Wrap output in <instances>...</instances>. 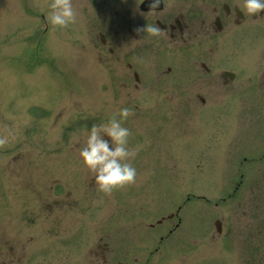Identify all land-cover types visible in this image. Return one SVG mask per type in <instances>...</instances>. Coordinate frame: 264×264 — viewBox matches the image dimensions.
Here are the masks:
<instances>
[{
    "label": "rangeland",
    "instance_id": "374dc122",
    "mask_svg": "<svg viewBox=\"0 0 264 264\" xmlns=\"http://www.w3.org/2000/svg\"><path fill=\"white\" fill-rule=\"evenodd\" d=\"M138 1L72 0L77 18L61 28L53 27L45 19L49 0H0V136H9L5 147L16 142L13 152L0 154V166L12 159L14 167L25 165L29 171V167L57 163L61 167L54 178L65 181L69 177L66 168H73L70 169L74 176L70 196L76 198V203L71 212L64 214L69 217H63L60 225L72 232L86 215L82 234L73 233L64 244L53 242L51 257L35 250L37 243H28L26 246L31 251L28 258L34 261L41 257L49 259L45 264H102L88 250L94 248L93 243L102 236L100 241H108L112 247L104 253L107 264H264V75L260 78L257 95L252 85L247 94L237 92L231 98L225 94L226 87L220 85L219 105L216 110L208 107L200 126L191 124L190 116L185 125L186 114L181 112L179 119L172 104L169 110L174 123L168 126L163 117L161 124L156 126L155 114L168 113V106L165 111L159 97L166 96L169 91L175 94V90L159 88L154 93L135 90L132 79L126 77L123 59H117V54L101 53L103 58L98 60L94 54L97 50L93 47L94 36L96 38L97 30L103 27L106 16L113 22L112 28L116 27L115 4L122 2L124 8L137 13L140 12ZM105 3L111 4L109 9H105ZM147 17L146 13H137L133 21L139 19L143 28ZM8 33H11V42L2 49ZM109 33L112 32L109 31L108 36ZM227 44L225 39V48ZM50 45L47 58L38 60L35 51L46 56L45 47ZM155 45V53L161 47L165 53L175 48V44L169 45L162 38H157ZM125 57L131 59V53ZM261 61L262 55L258 54L252 61L251 71L260 67ZM54 64L60 68L56 79ZM68 72L76 75L71 77L75 79L74 90L64 85L61 90L59 87L67 80ZM247 73L240 72L232 84L235 86ZM56 91L58 95L65 93L64 97L89 99L90 105L59 108L62 116L58 119L52 109ZM14 99L18 101L12 103L10 120L6 112ZM43 99L47 101L43 103ZM41 104L48 106L40 110L43 117L33 118L28 114L26 108ZM121 107L130 109L123 121L130 130L127 146L140 148L138 175L136 173L133 183L104 193L96 186H86L90 171L81 163L78 148L92 124L106 122L113 114L118 116ZM101 114H104L102 119L99 118ZM9 121L10 129L7 130ZM32 125L39 126V131L28 132L26 127ZM39 145H42L41 151L35 148ZM49 147H58L57 152L47 153ZM247 147L254 148L251 155L245 151ZM225 148L228 152L223 151ZM165 153H170L167 168L161 166ZM244 154L255 158L263 155L243 163L245 178L240 183L236 177L237 163ZM3 173L9 180H17V176L10 178L6 171ZM234 187L233 196L216 202ZM94 192H100L94 198H100L93 209L97 213L92 221H87L90 219L87 204ZM3 198L0 191V259L7 260L5 239L9 234H19L21 221L18 209L11 213L9 221V210ZM19 203L22 209L31 205L17 199L16 208ZM178 205L181 226L157 244L158 234L164 235L168 224L146 228L147 224L160 214L174 212ZM33 209L35 217L32 220L37 222L34 224L43 229L52 225L42 208ZM216 217L221 219L220 234L212 225ZM72 244L77 247H70ZM16 251H20L19 247Z\"/></svg>",
    "mask_w": 264,
    "mask_h": 264
},
{
    "label": "flooded vegetation",
    "instance_id": "af4514ba",
    "mask_svg": "<svg viewBox=\"0 0 264 264\" xmlns=\"http://www.w3.org/2000/svg\"><path fill=\"white\" fill-rule=\"evenodd\" d=\"M162 8L149 12L148 17L143 21L145 24H155L161 28L162 35L174 42H178V50L168 56L166 68L140 67L132 70L135 85L159 84L167 89H174V97H166L165 100L176 103L180 106L181 112L185 114L194 105L211 104L218 101L220 83L226 87L227 96L233 98L237 92L248 93L251 83L247 82L246 76L240 78L234 86L232 83L237 76L229 81L228 75H222L220 67L228 62L238 69L237 71L247 72L251 68L246 56H238L235 60L233 54L236 49H245L251 37L261 38L264 36V10L258 14L250 15L242 8L241 0H161ZM241 4V8H237ZM133 22L134 27L130 25ZM120 30H117L114 40L104 39L102 46H106L109 53H113L114 47L118 45V53L122 45L129 39L133 41L131 51L135 55V61L139 62L141 56L146 53L148 46L155 36H150L142 31L139 20L132 21L128 14L120 16ZM123 29L126 33L123 34ZM227 32V33H226ZM228 42L226 49L223 48V41ZM222 51V52H221ZM222 54V55H221ZM222 78H221V76ZM221 81V82H220ZM260 82H257V87ZM233 85V86H232ZM232 86V89L230 88ZM10 165V164H9ZM10 178L17 176L16 185L22 188H31L35 185L43 172L33 169L27 171L26 167H8ZM90 181L93 180L91 175ZM34 192L37 202L51 203L58 211H52L53 221L59 224L61 218L60 204L70 205L73 200L58 198L49 199L43 184H36ZM63 213V211H61ZM170 219V218H169ZM163 222V220H162ZM10 248L12 242L10 241ZM104 248V247H103Z\"/></svg>",
    "mask_w": 264,
    "mask_h": 264
},
{
    "label": "clouds",
    "instance_id": "9594fccd",
    "mask_svg": "<svg viewBox=\"0 0 264 264\" xmlns=\"http://www.w3.org/2000/svg\"><path fill=\"white\" fill-rule=\"evenodd\" d=\"M160 0H152L153 9ZM242 8L248 14H258L264 10V0H241ZM46 21L54 27H66L75 22L77 16L72 0H49ZM241 8V4H237ZM142 31L150 36L161 32L155 24H145ZM130 114L128 107H121L117 114L109 116L106 122L92 124L86 133L83 143L78 148L81 163L93 173V182L97 190L110 193L114 188L131 184L136 177V168L130 162L135 149L129 148L130 130L123 121ZM9 143V136H0V146Z\"/></svg>",
    "mask_w": 264,
    "mask_h": 264
},
{
    "label": "water",
    "instance_id": "95a60500",
    "mask_svg": "<svg viewBox=\"0 0 264 264\" xmlns=\"http://www.w3.org/2000/svg\"><path fill=\"white\" fill-rule=\"evenodd\" d=\"M148 1L150 2V0H145V1L142 3L141 7H142V8H145V4H146ZM149 7H150V5H149Z\"/></svg>",
    "mask_w": 264,
    "mask_h": 264
}]
</instances>
